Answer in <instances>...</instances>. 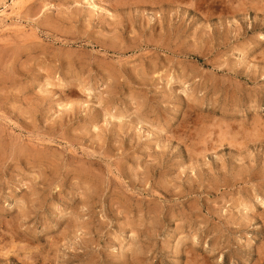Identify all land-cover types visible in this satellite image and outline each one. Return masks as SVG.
Returning <instances> with one entry per match:
<instances>
[{"label": "rangeland", "instance_id": "374dc122", "mask_svg": "<svg viewBox=\"0 0 264 264\" xmlns=\"http://www.w3.org/2000/svg\"><path fill=\"white\" fill-rule=\"evenodd\" d=\"M0 260L264 264V0H0Z\"/></svg>", "mask_w": 264, "mask_h": 264}, {"label": "bare ground", "instance_id": "6f19581e", "mask_svg": "<svg viewBox=\"0 0 264 264\" xmlns=\"http://www.w3.org/2000/svg\"><path fill=\"white\" fill-rule=\"evenodd\" d=\"M243 5V4H242ZM18 6V5H17ZM243 6H245V5H243ZM259 9H261L260 7H259ZM6 10V9H5ZM254 10H256V9H254ZM257 15V14H256ZM9 17V16H8ZM5 18V17H4ZM10 249V248H9ZM1 261V260H0Z\"/></svg>", "mask_w": 264, "mask_h": 264}]
</instances>
